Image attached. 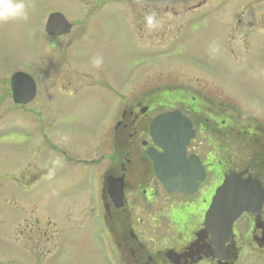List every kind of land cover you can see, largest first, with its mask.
<instances>
[{"label": "rangeland", "instance_id": "obj_1", "mask_svg": "<svg viewBox=\"0 0 264 264\" xmlns=\"http://www.w3.org/2000/svg\"><path fill=\"white\" fill-rule=\"evenodd\" d=\"M209 1L211 14L182 22L184 37L170 52L182 58L184 67L156 68L135 93L166 85L183 92V85L192 87L185 88L189 96L195 90L200 98L246 108L264 103V0ZM24 3L26 20L0 23V264H114L96 242L108 230L93 217L96 205L88 204L84 160L97 147L95 124L118 100L111 89L120 87L136 64L129 66L146 56L138 52L132 58L128 48L134 41L136 51L148 46L150 31L135 28L136 6L127 0ZM188 6L174 7L160 26L177 24ZM49 9L73 22L70 33L50 39L38 32L27 38L30 26L39 24ZM120 25L131 30L122 28L117 35ZM96 55L104 58L99 69L91 63ZM19 64H26L37 84L26 107L13 103L7 81ZM196 144L206 147L201 137ZM101 154L100 169L111 155L108 137ZM240 159L243 163L245 158ZM157 194L166 204L179 197H168L162 189Z\"/></svg>", "mask_w": 264, "mask_h": 264}, {"label": "flooded vegetation", "instance_id": "obj_2", "mask_svg": "<svg viewBox=\"0 0 264 264\" xmlns=\"http://www.w3.org/2000/svg\"><path fill=\"white\" fill-rule=\"evenodd\" d=\"M127 1L131 3L130 6H136L133 8L134 23L139 31L147 28L146 14L154 12L162 22L165 20L162 16L168 17V12H175L171 9L174 6L154 9V6L135 0ZM211 3L201 0L190 4L183 10L185 13L181 20L187 17L190 24L202 20L211 14V10H204ZM113 10L120 13L115 6ZM58 11L49 9L44 14ZM69 22L71 26L66 34L47 36L42 24L36 25L35 34L42 32L50 39L67 36L74 25ZM122 28L130 29L129 26L120 25L117 35L122 34ZM183 28L178 23L160 26L156 31H150L148 46L144 44L136 51L135 41L131 44L128 50L132 58L138 52L146 56L129 66L136 64L130 68L120 87L111 89L118 100L105 112L104 124L99 126L101 122L97 123V149L92 157L85 155V169L88 170V204L95 203L98 213L94 217L110 230L98 245L113 257L114 264H264V203L258 213L242 215L233 226L230 240L220 248L211 243L212 235L203 225L211 195L225 174L238 171L244 176L256 177L264 189V103L246 108L229 100L200 98L195 90V94L189 96L185 88L174 96L175 90L167 88V85L135 93L143 78L155 71L153 59L176 51V44L186 32V29L181 31ZM154 38L159 41L154 42ZM173 109H178L193 124L195 134L186 152L187 155L199 157L205 178L199 183L192 200L188 197L193 195L181 193L183 199L180 202L166 204L159 202L157 190L163 188L147 150L152 147L162 152L153 144L150 125L157 115ZM107 137L111 155L105 168L100 169L105 159L101 149ZM200 137L204 138L206 147L195 145ZM240 157L245 158L243 163ZM89 170H94V173H89ZM109 178L123 182L124 205L120 208L115 206L110 196L109 191L114 190L116 185H109ZM131 193L133 197H130ZM136 210L142 212L143 216H135ZM4 262L11 264L6 260Z\"/></svg>", "mask_w": 264, "mask_h": 264}, {"label": "water", "instance_id": "obj_3", "mask_svg": "<svg viewBox=\"0 0 264 264\" xmlns=\"http://www.w3.org/2000/svg\"><path fill=\"white\" fill-rule=\"evenodd\" d=\"M151 4H177L192 0H138ZM66 26V23H65ZM12 98L14 102H27L32 96L35 85L26 75L17 73L12 77ZM27 85L23 87L22 83ZM24 90L32 92H24ZM155 142L165 149L164 153L149 155L155 160V171L158 178L171 192L181 188L178 173L180 154L183 153L188 135L183 140L179 137L177 117L164 114L155 119L151 126ZM109 185H116L110 190V196L117 208L123 206V182L107 179ZM193 190H187L192 192ZM264 201V191L258 179L242 173L232 172L226 175L216 189L205 213L204 224L213 236L216 244L226 242L232 234V226L243 213H257Z\"/></svg>", "mask_w": 264, "mask_h": 264}, {"label": "clouds", "instance_id": "obj_4", "mask_svg": "<svg viewBox=\"0 0 264 264\" xmlns=\"http://www.w3.org/2000/svg\"><path fill=\"white\" fill-rule=\"evenodd\" d=\"M28 11L24 0H0V23L10 22L19 19H27ZM146 27L149 31L161 25V21L156 18V14L148 13L145 15ZM93 67L99 69L103 63V56L96 55L92 58Z\"/></svg>", "mask_w": 264, "mask_h": 264}, {"label": "bare ground", "instance_id": "obj_5", "mask_svg": "<svg viewBox=\"0 0 264 264\" xmlns=\"http://www.w3.org/2000/svg\"><path fill=\"white\" fill-rule=\"evenodd\" d=\"M196 20H197V19H196ZM142 77H143V76H142ZM142 77H141V78H142ZM141 78H140V79H141ZM140 79L138 80V82L140 81ZM138 82L136 83V85L134 86V88L132 89V91L135 89V87L137 86ZM127 97H128V96H127ZM127 97H126V98H127Z\"/></svg>", "mask_w": 264, "mask_h": 264}]
</instances>
